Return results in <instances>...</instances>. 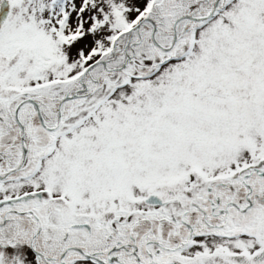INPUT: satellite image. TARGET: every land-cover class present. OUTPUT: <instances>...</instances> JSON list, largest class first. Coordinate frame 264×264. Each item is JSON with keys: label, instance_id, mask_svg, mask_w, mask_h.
<instances>
[{"label": "snow or ice", "instance_id": "obj_1", "mask_svg": "<svg viewBox=\"0 0 264 264\" xmlns=\"http://www.w3.org/2000/svg\"><path fill=\"white\" fill-rule=\"evenodd\" d=\"M0 264H264V0H0Z\"/></svg>", "mask_w": 264, "mask_h": 264}]
</instances>
